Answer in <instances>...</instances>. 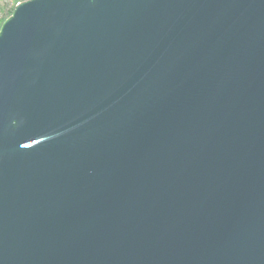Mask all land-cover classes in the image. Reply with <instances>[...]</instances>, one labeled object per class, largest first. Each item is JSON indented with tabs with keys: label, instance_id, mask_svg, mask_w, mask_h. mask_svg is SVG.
Returning <instances> with one entry per match:
<instances>
[{
	"label": "water",
	"instance_id": "1",
	"mask_svg": "<svg viewBox=\"0 0 264 264\" xmlns=\"http://www.w3.org/2000/svg\"><path fill=\"white\" fill-rule=\"evenodd\" d=\"M0 264H264V0L17 3Z\"/></svg>",
	"mask_w": 264,
	"mask_h": 264
},
{
	"label": "trees",
	"instance_id": "2",
	"mask_svg": "<svg viewBox=\"0 0 264 264\" xmlns=\"http://www.w3.org/2000/svg\"><path fill=\"white\" fill-rule=\"evenodd\" d=\"M22 1L25 0H8V2H5V0H0V27L2 23L12 14L14 6L18 2Z\"/></svg>",
	"mask_w": 264,
	"mask_h": 264
},
{
	"label": "rangeland",
	"instance_id": "3",
	"mask_svg": "<svg viewBox=\"0 0 264 264\" xmlns=\"http://www.w3.org/2000/svg\"><path fill=\"white\" fill-rule=\"evenodd\" d=\"M5 2H8V0H5ZM19 3V2H18ZM9 5H10V3H9Z\"/></svg>",
	"mask_w": 264,
	"mask_h": 264
}]
</instances>
